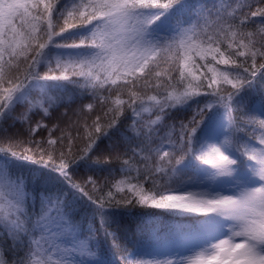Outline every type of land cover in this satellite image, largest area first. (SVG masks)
<instances>
[{
	"label": "snow or ice",
	"instance_id": "6c2138e0",
	"mask_svg": "<svg viewBox=\"0 0 264 264\" xmlns=\"http://www.w3.org/2000/svg\"><path fill=\"white\" fill-rule=\"evenodd\" d=\"M187 7V0H0V117L9 118L18 105L31 103L30 90L44 89L46 83L41 82L78 85L100 98L102 111L107 108L103 115L80 112L90 139L87 153L93 145L99 147L97 141L111 137L122 123L125 106L135 115L155 98L147 91L153 86L162 93L156 107L164 115L194 96L211 97L197 115L212 109L218 117L213 126L195 115L188 124L181 123L175 137L168 134L167 143L148 147L150 166L136 178L137 184L152 185L140 189L136 202L142 206L203 218L192 233L199 240L198 250L179 259L153 261L133 260L129 253L120 264H264V96L256 102L247 99L256 86L264 90V6L257 4L253 10L249 4L239 22L237 16L212 8L197 11L187 27L173 22ZM209 17H214L211 23ZM249 17H259L251 33L245 31ZM41 65L47 68L43 75L36 71ZM112 97L114 106L109 107ZM217 107H223V114ZM237 108L239 124L231 115ZM109 113L107 128L102 127ZM91 115L95 120L89 123ZM18 119L21 128L29 125L26 133L17 134L23 139L0 133V183L15 165L29 164L36 179L53 174L97 204L73 182V165L79 161L66 156L64 135L45 143L33 135L36 129L27 112ZM75 139L68 137L69 150ZM154 143L149 134V145ZM106 162H95L100 172L109 171L103 167ZM188 170L193 176L186 180ZM90 183L96 186V181ZM13 188L15 199L7 208L0 207V223L6 236L26 244L21 264H105L96 252L95 233L80 239L66 218V199L50 197L48 213L29 231L21 223L26 201L22 179ZM124 200L132 203L126 196ZM97 209L108 237L104 197ZM188 231L184 226L174 229L178 243Z\"/></svg>",
	"mask_w": 264,
	"mask_h": 264
},
{
	"label": "trees",
	"instance_id": "16d2710c",
	"mask_svg": "<svg viewBox=\"0 0 264 264\" xmlns=\"http://www.w3.org/2000/svg\"><path fill=\"white\" fill-rule=\"evenodd\" d=\"M187 4V8L178 11L173 17V22H183L185 27L189 26L188 22L194 19L197 11L209 8H212L213 11L220 10L224 15H235L239 18V22L244 19L242 13L247 11L249 4L253 5L254 10L257 4L264 6V0H187ZM213 20L214 17L208 18L209 23ZM258 21L259 17H249L247 21L249 27L245 31L249 33L255 31ZM22 60L23 57H21ZM53 67H55V61H53ZM36 71L43 75L47 68L45 65H41ZM15 72L16 69L13 68V73ZM41 83H46L44 89L36 86L30 90L28 100L31 103L18 105L9 118L0 117V133L17 136L21 131H27L29 125L24 124L21 128L18 119L21 114L27 112L31 127L39 132V135L36 131L33 133L36 139H43L46 143L48 138H56L63 134L65 137L63 150L66 156L79 161L78 165H73L76 169L73 182L83 187L92 199L97 201V204L100 203L101 197H104V215L107 218L105 227L111 235L108 237L104 235L105 229L101 227L97 204H93L87 196L81 198L68 184L61 185L59 180L50 173H44L41 179L30 177L31 180L38 181L34 183L33 189L39 186L40 190L34 191L35 197L26 194L28 203L24 205L21 223H24L25 227L31 231L33 222L40 217L44 210L49 209L47 207L49 198L60 195L67 200L66 218L77 229L79 238L87 239L90 232L95 233L96 252L105 264H120L121 258L129 253H131V259L142 260V256L146 254L155 255L158 252H163L166 256L176 253L192 243H199V240L193 238L192 233L199 228L198 221L203 218L195 214L175 215L166 210L142 206L136 202L140 189L143 187L147 190L152 185L137 184L136 178L143 176L146 164L150 166L147 150L149 146L155 148L159 147L162 142L167 143L168 134L171 132L175 137L178 126L181 123L188 124L194 115L197 116V119H203L209 126L214 119L218 118L213 116L212 109H206V114L203 117L197 115L198 109L204 108L212 98L194 96L186 103L176 104L168 111L167 115H164L156 107L162 93H158L153 86V89L147 91L155 98L152 101H147L135 115L125 106V112L120 116L122 123H118L112 130L111 137H105L103 142L97 141L99 147L93 145L92 150L86 153L85 148L90 143V139L88 130L83 126L80 112L83 110L87 114L103 115V111H107V108H103L102 111L100 98H94L89 91L78 85L67 84L65 81L59 82L63 87L54 81ZM166 91H172V89ZM174 94L178 93L174 92ZM224 95L227 96L226 93ZM262 96H264V90L256 86L255 91L251 92L247 99L256 102ZM114 99L115 97H112L108 101L109 107L114 106ZM42 100L43 106L40 105ZM45 109H47L46 115ZM75 111L76 114H74ZM216 111L223 114L224 109L217 107ZM231 115L234 122L239 124L241 121L240 110L235 109ZM158 116L160 119H157ZM110 119L111 113L105 118L106 122L102 127L107 128V121ZM92 120H95V115H91L89 123ZM34 124H36L35 127H33ZM77 127L80 129L79 132L76 131ZM91 132L94 139L95 129H91ZM149 134L151 140L155 142L152 145H149ZM239 135L242 139L244 138L242 133ZM69 136L76 137L70 150L67 144ZM17 138L23 139L19 136ZM113 146H116L117 150L113 151ZM256 147L260 146L257 144ZM89 157L91 158L89 159ZM100 159L107 161L103 167L108 169L111 175H109V171L100 172L98 170L99 165L95 162ZM33 167L29 164H17L9 170L6 180L0 183V207L7 208L11 204L5 198L13 195V186L22 177L29 180L26 171L29 169L31 171ZM243 171L241 168V173ZM192 176V170H188L184 179L187 180ZM42 179H45L43 180L44 184H39ZM90 181H96V186L94 187ZM109 189L112 195L109 194ZM125 196L132 200V203H127L124 200ZM33 198L34 205H29V201ZM115 199H120L121 203L115 204ZM109 201L113 202L109 203ZM52 211L54 212L52 216L55 217L57 209L53 208ZM177 226H184L185 229L191 230L186 232V238L182 243H178L174 235V229ZM6 231L5 225L0 223V264H21L26 244L21 242L19 237L9 238L5 235ZM23 236L24 233H20V237ZM36 236L39 238V232Z\"/></svg>",
	"mask_w": 264,
	"mask_h": 264
},
{
	"label": "rangeland",
	"instance_id": "374dc122",
	"mask_svg": "<svg viewBox=\"0 0 264 264\" xmlns=\"http://www.w3.org/2000/svg\"><path fill=\"white\" fill-rule=\"evenodd\" d=\"M76 114V111L75 113ZM36 124H34L33 127H35ZM210 126H213V122L210 123ZM37 127V126H36ZM27 132V131H25ZM36 133L39 135V132L38 130L36 131ZM220 139L222 140L223 137L221 136ZM20 165V164H19ZM26 174H27V178L29 179L28 181L26 179H24L23 177L21 178L22 181H23V186H24V191H25V194H30L31 197H35L34 196V191L36 189H38V187H36L35 189H33V185L34 183L38 182V181H34V180H31L30 177H35V173H33V171L30 169L26 171ZM45 179H42V182H40L39 184H44V181ZM25 181V182H24ZM60 182V181H59ZM60 184L62 185H65L64 183L60 182ZM45 185H48V184H45ZM40 190V189H38ZM37 191V190H36ZM28 192V193H27ZM31 192V193H30ZM14 196H15V192L13 193V195L11 196H8L7 198H5V200L9 203H12L14 201ZM10 198V199H9ZM28 201H25V204L27 205ZM34 205V198L33 200L31 199L29 201V205ZM49 209L48 210H44V212H42L40 214L43 215V214H46L48 213ZM54 212L51 210V214H53ZM54 227V226H53ZM199 244L198 242L196 243H192L190 244L189 246H186L184 248H182L181 250L177 251L176 253H173V254H167L166 256L163 254V252H158L156 253L155 255H152V254H146V255H143L142 256V260H145V261H153V260H165V259H179L181 256H189V255H192L193 254V250H198V248H196V245Z\"/></svg>",
	"mask_w": 264,
	"mask_h": 264
}]
</instances>
